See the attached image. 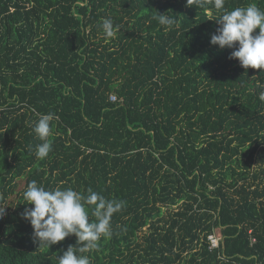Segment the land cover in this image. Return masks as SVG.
<instances>
[{
    "label": "trees",
    "instance_id": "16d2710c",
    "mask_svg": "<svg viewBox=\"0 0 264 264\" xmlns=\"http://www.w3.org/2000/svg\"><path fill=\"white\" fill-rule=\"evenodd\" d=\"M250 3L264 9L225 8ZM221 14L215 0H0V264H57L77 247L34 243L32 180L125 202L91 264H264V69L210 43Z\"/></svg>",
    "mask_w": 264,
    "mask_h": 264
},
{
    "label": "clouds",
    "instance_id": "9594fccd",
    "mask_svg": "<svg viewBox=\"0 0 264 264\" xmlns=\"http://www.w3.org/2000/svg\"><path fill=\"white\" fill-rule=\"evenodd\" d=\"M215 7L222 14L215 20L219 27L211 35L210 43L221 50L234 49L230 59L238 60L244 69H264V9L250 3L229 11L225 0H215ZM157 19L166 28L176 25V18L170 13H157ZM102 28L106 37H114L119 31L111 19H105ZM260 99L264 100V94ZM53 119V114L48 113L34 122L33 131L43 141L36 146L38 158H46L52 151L48 137ZM23 197L32 207L25 208L22 218L30 223L39 248L50 249L67 237H76L77 247L70 245L58 256L57 264H91L84 253L99 250L101 239L113 235L112 218L125 206L123 200L106 198L91 188L84 194L70 186L46 188L36 180L27 185ZM6 208L0 204V219Z\"/></svg>",
    "mask_w": 264,
    "mask_h": 264
},
{
    "label": "built area",
    "instance_id": "2783aa9c",
    "mask_svg": "<svg viewBox=\"0 0 264 264\" xmlns=\"http://www.w3.org/2000/svg\"><path fill=\"white\" fill-rule=\"evenodd\" d=\"M111 100H112V101H116V97H115V96H112V97H111ZM209 240H210V242H211V247H212L213 249H217V248L220 247V243H221V238H220V236H218V235H210V236H209Z\"/></svg>",
    "mask_w": 264,
    "mask_h": 264
},
{
    "label": "rangeland",
    "instance_id": "374dc122",
    "mask_svg": "<svg viewBox=\"0 0 264 264\" xmlns=\"http://www.w3.org/2000/svg\"><path fill=\"white\" fill-rule=\"evenodd\" d=\"M110 244V242L108 241V238H106L104 241H102V246H103V251L105 252V253H107L108 252V246L107 245H109Z\"/></svg>",
    "mask_w": 264,
    "mask_h": 264
}]
</instances>
